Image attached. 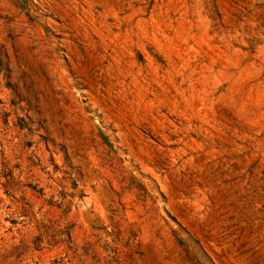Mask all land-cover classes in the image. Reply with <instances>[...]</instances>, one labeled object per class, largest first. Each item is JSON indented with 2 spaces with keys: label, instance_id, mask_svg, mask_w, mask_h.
Masks as SVG:
<instances>
[{
  "label": "rangeland",
  "instance_id": "obj_1",
  "mask_svg": "<svg viewBox=\"0 0 264 264\" xmlns=\"http://www.w3.org/2000/svg\"><path fill=\"white\" fill-rule=\"evenodd\" d=\"M0 264H264V0H0Z\"/></svg>",
  "mask_w": 264,
  "mask_h": 264
}]
</instances>
